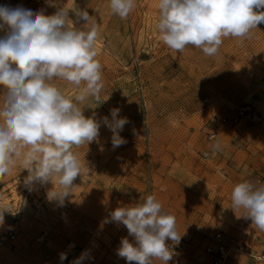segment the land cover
Segmentation results:
<instances>
[{
  "label": "rangeland",
  "instance_id": "374dc122",
  "mask_svg": "<svg viewBox=\"0 0 264 264\" xmlns=\"http://www.w3.org/2000/svg\"><path fill=\"white\" fill-rule=\"evenodd\" d=\"M158 3L136 0L122 20L111 14L109 0H55V6L0 0V6L45 15L64 4L74 20L75 12L87 10L99 28L96 59L104 85L99 101L79 104L101 127L94 142L73 148L84 175L63 205L48 199L51 182L25 185L28 173L19 164L0 176V204L15 213H5L0 231L16 234L0 248V264H72L82 255L81 264H128L117 250L122 238L134 243V237L105 220L148 195L175 216L181 235L169 264H210L205 248L218 231L227 240L224 264H262L253 255L264 252V232L242 217L243 209L231 208V192L254 174L264 183V31L224 38L212 57L192 46L178 53L160 38ZM54 83L68 96L77 93L65 80ZM3 94L0 86V104ZM114 108L129 121L120 132L126 143L117 148L102 122ZM216 140L218 152L210 147Z\"/></svg>",
  "mask_w": 264,
  "mask_h": 264
},
{
  "label": "clouds",
  "instance_id": "9594fccd",
  "mask_svg": "<svg viewBox=\"0 0 264 264\" xmlns=\"http://www.w3.org/2000/svg\"><path fill=\"white\" fill-rule=\"evenodd\" d=\"M55 6V0H49ZM110 12L126 19L136 0H109ZM64 4L52 15L23 7L0 6V176L11 173L18 164L28 175L25 185L47 184L50 201L64 204L72 194L74 181L84 168L73 151L94 142L101 122L86 117L79 104L88 97L100 99L103 90L102 65L96 59L99 28L87 10L75 12ZM82 25H79L80 22ZM264 23V0H159L156 28L163 43L183 53L189 46L215 56L224 38H249ZM65 80L77 88L68 96L54 80ZM120 109L110 110L102 122L112 132L113 148L126 143L120 136L127 118H118ZM213 151L221 150L216 140ZM58 185V187H57ZM31 190V189H30ZM232 209H243L264 232V183L243 180L231 192ZM5 213L15 214L0 204V225ZM124 225L134 243L122 238L117 250L128 264H152L154 259L169 264L174 252L166 243L179 244L175 216L163 209L153 195L142 202L121 206L110 213V220ZM61 261L66 259L64 254ZM84 256L72 264H81Z\"/></svg>",
  "mask_w": 264,
  "mask_h": 264
},
{
  "label": "built area",
  "instance_id": "2783aa9c",
  "mask_svg": "<svg viewBox=\"0 0 264 264\" xmlns=\"http://www.w3.org/2000/svg\"><path fill=\"white\" fill-rule=\"evenodd\" d=\"M247 180H250L254 183H262L261 177L258 175L250 176ZM15 236V231H13L12 229L0 231V248L13 242ZM169 247L172 248L173 251L177 250L181 247V242H179V244H174L170 241ZM241 248L242 246L240 245H236L235 247L236 250H241ZM205 251L209 255L210 264H224L228 255V246L227 240L225 239L224 234L221 231H218L213 235L212 241L206 246ZM253 259L264 264V252L253 255Z\"/></svg>",
  "mask_w": 264,
  "mask_h": 264
},
{
  "label": "crops",
  "instance_id": "0c3cea01",
  "mask_svg": "<svg viewBox=\"0 0 264 264\" xmlns=\"http://www.w3.org/2000/svg\"><path fill=\"white\" fill-rule=\"evenodd\" d=\"M257 29H260V30L264 31V23H261V24L257 25ZM254 175H256V174H254Z\"/></svg>",
  "mask_w": 264,
  "mask_h": 264
}]
</instances>
